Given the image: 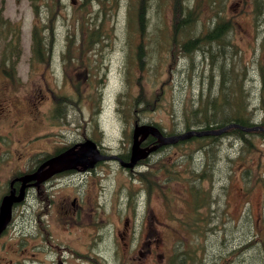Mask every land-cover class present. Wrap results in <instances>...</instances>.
<instances>
[{
    "label": "rangeland",
    "instance_id": "obj_1",
    "mask_svg": "<svg viewBox=\"0 0 264 264\" xmlns=\"http://www.w3.org/2000/svg\"><path fill=\"white\" fill-rule=\"evenodd\" d=\"M194 1L185 0V5L189 8L188 2L192 5ZM156 2L158 0H148L150 9ZM220 3V0H196V11L203 14L196 23L213 17ZM128 4H131L130 0H78L76 3L72 0H0V18L8 19L10 23L9 26L0 19V50L13 53L11 56L16 59L23 80H35L34 85L53 98L54 105L50 106L45 96L40 110H35L36 100H32L33 114L26 120L28 133L44 134L54 126L62 141L63 137L66 141L75 138L85 141L96 135L106 155L121 154L129 149L128 138L132 132V126L124 121L125 104L121 102L124 96L126 107L133 103L131 92L154 97V108L147 106L149 112L141 124L154 121L166 132L173 126L177 132H182L187 126L181 124L177 116L181 115L183 107L192 105L194 110L209 112V107L194 103L200 94L204 98L202 105H207L210 98L225 99L222 97L225 95L218 93L221 77L227 81L231 92L239 88L245 90V109L258 112L259 106H264L257 96L261 91L264 99V67L260 66V61L264 60V5L263 10H258L256 20L253 0H230L224 18L226 13L231 17L234 29L224 53L212 59L209 56H214L213 48L207 57L198 54L196 59H189L175 50V56L170 53L168 73L166 67H162L158 77L153 76L152 71L145 70L143 75L137 71L135 79L138 81L135 86H129L128 78L132 77L125 76L129 50L125 27ZM149 11H153L151 18L155 22L154 10ZM209 22L210 25L216 23ZM5 24L9 26L7 31ZM34 30L47 49L46 60L41 65H36L32 59L35 58ZM13 31L16 32L14 37L9 36L8 33ZM87 45L95 49L88 50ZM102 45L105 46L99 51ZM68 53L77 55L76 58L72 55L71 63L64 56ZM0 64H3L1 57ZM72 64L75 65L72 67ZM85 71L88 74L86 80L78 86L74 76ZM209 90L212 91L208 98ZM62 97L65 100L61 101ZM157 103L161 106L157 107ZM173 110L177 116L173 117ZM215 112L212 110L213 114ZM234 114L233 111L229 113ZM256 118L264 123V112L257 113ZM198 122L200 119H194L190 129H197ZM40 136L39 140H42ZM219 140L215 145L218 148L208 144L203 146V149L216 148L207 162L204 150L194 143L182 148H166L149 159L152 165L159 160L169 165L185 161L182 181L164 179L161 166L149 177L169 187V195H159L154 190L150 195L146 193L144 181L139 176L147 170L146 165L133 176L114 162L92 169L96 170L92 176L78 175L74 188L64 187L61 193L64 195L69 189L73 190L71 201L76 197L85 206V209L77 207L80 216L76 225L73 224L72 234L68 235L70 233L62 229L63 202L59 203L55 213L58 216L56 225L48 229V234L44 232L46 238L49 232L53 235L60 254L65 249L72 251L67 260L61 259V264H171L174 252L187 248V240L184 247L179 241V219L189 212L191 195H196L191 190L196 187L201 190L199 195L204 192L214 195L215 215L221 231L212 234L206 242L203 238L201 243L206 251L201 255L206 258L198 257V261L200 264L231 263L235 258L230 254L232 246L249 241L255 233H264V140L259 133L250 135L249 143L253 149H243L240 154L236 152L242 144H237L236 139L222 137ZM244 175L249 177L246 182ZM244 192L247 195H242ZM204 215L203 212L202 219ZM127 218L130 223L124 234ZM187 236L190 237L187 249L190 258L189 249L194 243L192 236ZM196 246L201 248V245ZM252 247L255 252L249 255L247 252L244 258L245 254L237 256L232 264H264V244L257 242ZM27 248L35 255L28 264H41L39 260L43 264H52L47 254L41 253L45 250L43 247L30 244ZM25 255L28 256L27 252Z\"/></svg>",
    "mask_w": 264,
    "mask_h": 264
},
{
    "label": "trees",
    "instance_id": "obj_2",
    "mask_svg": "<svg viewBox=\"0 0 264 264\" xmlns=\"http://www.w3.org/2000/svg\"><path fill=\"white\" fill-rule=\"evenodd\" d=\"M205 1L206 0H198V2ZM220 1L221 3L218 5L219 8L215 12V15L213 17L201 19L198 23H196V20L199 17L203 16V14H201L199 11H196V8L194 6L196 0L192 5H190L188 2L189 8L185 5V0H174V3L173 0H158V3L156 2V4L152 8L155 12V22H153L151 18V13L153 11H149L152 9H150V7L148 6V0H146L147 3L145 2V0H130L131 4H128L126 11L127 21L125 25L126 33L128 35V39H126V41L129 45L125 76H127V78L129 76L132 78H128L127 84L129 86H135V81H138L136 80L137 71L142 72V75L144 74L145 70L152 71L153 76L158 77L162 74V67H166V73H168L167 64L170 62V53L172 52L173 56H175V50L179 51L180 56L187 57L189 59H196V56L198 54H200L202 58L207 57L206 54L210 53L213 48L215 49V54L214 56H209L212 59L215 56L224 53L225 48L227 47V40L228 38H230L232 30L234 29V22L227 13L224 18V14L229 8L228 2L230 0ZM262 1L263 0H253L256 20L258 19V10H263L264 2L262 3ZM209 21L216 23L210 25ZM36 30H38V28H36ZM35 34L36 32L34 30L33 51L35 58L32 57V59L36 63V65H41L40 63H43L46 60L45 50L47 49H44L41 40H39L37 36H35ZM104 46L105 45H102L98 48V50L101 51ZM88 47L89 46L87 45L86 49ZM90 49L95 48L89 47L88 50ZM196 51L200 52L196 53ZM12 54V52L9 53L5 49L0 50V57L2 58L3 64L9 63L12 65V68L6 70L4 74L12 79L15 77V79H13V82L15 83L19 84L20 81L24 83V80L20 76L19 70L17 69V61L16 59H14V57L11 56ZM72 55L74 56V58L77 57V55H74L73 53L64 55L66 59H68V63L72 62ZM144 56L147 59L143 60ZM155 58H157V62L153 63ZM207 62L209 63V61ZM152 63V66H147ZM74 65L75 64H72V67ZM97 68L98 72L100 73V65ZM16 70H18V73ZM87 75L88 74L86 73V71L83 73L75 74L74 82L76 81L77 83H79V86L84 80H86ZM69 77H71V75H69ZM163 83L164 81L161 82V84ZM48 87L50 88V86ZM163 89L164 88L162 87V90ZM231 91L232 89L228 87L227 81L221 77L218 93L219 96L225 95L222 96L225 98L224 100L220 101L218 99L213 102L212 98L208 99L213 103L212 109L209 110V112L194 110L195 108L191 105L189 108L183 107L182 113L179 117L177 116V113H174L175 110H173V117L177 116V118L180 119L181 124L187 126V129H190L194 119H200V122H198L197 125L198 127H202V129L204 130L222 129L231 124H237L241 127H251V125L249 124L248 110L244 108V103L247 104V101L244 98L245 90L239 88L233 90V92ZM227 92L229 93L226 95ZM210 93L211 92L208 93V98ZM131 97L133 99L132 105L126 107L125 96L121 100V102L125 104V108L122 110L124 113V121L133 127L135 124H141L142 118L146 117V113L149 112L147 106L150 105L152 109L154 108V97L151 98L149 96H146L145 93L136 95L133 92H131ZM199 98L197 99L196 103L203 102L201 94ZM60 100L63 101L65 100V98L62 97ZM199 105L202 106V104ZM160 106L161 103H157V107ZM212 110H215L217 112L213 114ZM232 111L235 112V114L229 115V113ZM149 124L157 126L161 131L164 130V127L157 122L151 121L149 122ZM176 133L177 130L173 126V128L169 130V132H166V134H164L173 135ZM251 134L254 133L244 131L240 127H237L228 130L225 135L233 136L238 140L239 143L242 144L241 149L236 152V154H240L243 149H253L250 147L251 145L249 143V136ZM90 138L97 144H99L96 135H93ZM218 139L219 137L215 136H211L208 138H194L192 140H189L188 142H184L181 144L190 143L189 146H191V144L194 143L199 146L201 150H204L207 162L212 159L211 154L213 150L218 148L215 146L218 143ZM128 142L131 144L132 134L129 136ZM207 144L215 146L216 148L211 149V147H207L203 149V146H207ZM154 145H156V143L144 144V146L147 147H152ZM128 150L129 149H127L126 152L121 153L120 157L122 159L125 160L129 157V153H127ZM190 150H193V148H191ZM183 165L184 164L182 163L177 165L174 162L172 165H169L167 163H164L163 160H159L155 165L151 164L150 166H146L147 170L143 173H140L139 176L141 178V181H144V185L147 191L151 189L154 191H159L162 195H169V187H167L162 182L154 181V177L151 179H149V177L151 174L156 173L155 171L158 170L161 166V175H163L164 179H169L170 181H182ZM191 192L195 193L196 195H191L192 201L190 200L189 202L190 210L186 215L180 217L179 224L181 227L178 229L181 234L179 241L182 242L184 247V244L187 240V248H184L183 250H176L170 258L171 264H200L198 261V257L199 259L206 258L202 257L201 255L202 251H206V249L202 247L201 243L203 241V238L204 242H206L212 236V234L214 235L216 232H221L220 227L218 228L219 224L215 215L217 209L215 208L216 200L214 198V195H209V193L207 192H204V195H199L201 190L197 187L194 189V191L191 190ZM131 205L134 206L132 202ZM203 212L205 214V217L202 219L201 216ZM222 212L223 214H225L226 211L223 209ZM262 219L264 222V216L262 217ZM211 225L216 227H210ZM187 235L192 236V242L194 243L193 247L189 249L190 254H192L190 258L188 256L187 250L190 247L188 243L190 237H188ZM257 242L264 244V233H262L261 235H256L255 233L252 238L249 239V241L243 242L237 246H232L230 254L235 255V258L241 254H245L243 256L244 258L246 257L247 252L248 255L250 253L252 254V252H255V248L252 246H255ZM196 244L201 245V248H198ZM232 262H226L225 264H232ZM216 264H223V262L220 261Z\"/></svg>",
    "mask_w": 264,
    "mask_h": 264
},
{
    "label": "flooded vegetation",
    "instance_id": "obj_3",
    "mask_svg": "<svg viewBox=\"0 0 264 264\" xmlns=\"http://www.w3.org/2000/svg\"><path fill=\"white\" fill-rule=\"evenodd\" d=\"M72 1L76 3L78 0ZM0 19L5 20L2 22H6L10 26L8 19ZM7 24H5L6 31L9 27ZM15 34V31L8 33L11 37H14ZM262 58H264V55H262ZM260 66L264 67V60L260 61ZM10 68H12V65L9 63L0 64V216L5 198L14 194L16 200L12 206L11 218L0 233V264H28V261L35 256L28 251L27 246L30 244L35 247H43L45 250L41 253L45 252L47 257L52 260V264H61V259L67 260V255L72 254V251L65 249L60 254L56 250L58 246L54 244L53 235L49 232V237L46 238L44 232L48 234V229L56 225L58 216H55V213L59 203H64L62 207V218L64 220L62 229L70 233L68 235L72 234L73 231H70L73 224L76 225V220L80 216L77 215V207L80 206L85 209L82 201H77L76 197L71 201V195L75 193L73 190L69 189L66 194L61 195L64 192L63 188H74L78 175L92 176L96 172L92 169H98L106 162H94L90 156L79 166H73V162L66 165L64 164L66 161H71V157L68 158L67 155L69 153L75 154L77 158L81 159L86 156V153L80 154L86 144L81 145L80 142L82 141H76V138L66 141L63 137L62 141L61 135L55 132L54 126L48 128L44 134L38 132L28 133L26 131V120L33 114L32 100H36L35 110H40L45 96L49 100L50 106L54 105L52 103L53 98L44 95V89L35 86V80L33 79H24V83L20 81L19 84L13 82L15 77L12 79L4 74ZM16 71L18 73V70ZM263 77L259 76L261 79ZM211 91L209 90V92ZM257 96L259 102L264 105L263 93L260 91ZM204 106L209 107L211 110L213 103L209 101ZM260 112H264V106H259L258 112L249 111V124L251 127H264V123L256 118L257 113ZM186 134H188V129L177 132L173 136H184ZM39 135H41L42 140H39ZM262 135L264 136V132H262ZM51 136L53 138H50ZM157 142V137L148 136L142 146L146 147L144 144H157ZM178 142L184 143L185 141L179 140ZM100 150L103 154H106L102 147H100ZM159 151L161 150L158 149L157 152ZM129 158L130 153L125 160L129 161ZM96 162L97 164L93 168H84L85 165L90 163L94 165ZM114 162L118 163L117 161ZM100 163L102 165H98ZM51 170L60 172L51 173ZM242 195H247V193ZM126 222L124 234L128 232L130 220L127 219ZM120 236L123 238L122 235ZM24 243L26 244L25 247ZM26 252L28 256L25 255ZM39 262L43 264L40 260Z\"/></svg>",
    "mask_w": 264,
    "mask_h": 264
},
{
    "label": "water",
    "instance_id": "obj_4",
    "mask_svg": "<svg viewBox=\"0 0 264 264\" xmlns=\"http://www.w3.org/2000/svg\"><path fill=\"white\" fill-rule=\"evenodd\" d=\"M231 127H240L238 125H234ZM242 128L244 131H246V128L240 127ZM227 129V128H226ZM226 129L220 130V131H208V132H196V131H192L188 134L185 135V137H183L184 139L186 138H190L192 136H207V135H218L221 134L222 132H224ZM154 136V137H158L159 141H158V145H155L153 147H148V148H142L141 145L142 143L145 141V139L148 136ZM183 136V135H182ZM175 137H179V136H174L171 138H166L164 137L160 130H158L156 127L154 126H150V125H137L134 129L133 132V142H132V146H131V153H130V162L126 163L124 162L122 159H119L117 157H112L111 159L115 158V159H119L120 165L124 168H134L138 162H141L143 160H145L146 158H148L150 156L151 153L155 152L156 150H158V148L168 145V144H174L176 142H178L179 140H177ZM84 146H86L87 148H91L95 150V153L93 154V161H103V160H109L110 158L101 156L97 146L94 142L88 140L87 142H85ZM78 154V153H77ZM61 160V159H59ZM58 160V163H59ZM65 160V159H64ZM63 160V161H64ZM96 162V163H97ZM96 163L94 165H91L92 163L85 165V169H91L93 168ZM79 166V164L77 162H74L73 166ZM74 168V167H72ZM69 169V168H66ZM64 170V169H63ZM58 170H55L54 172H57ZM62 171V170H61ZM60 172V171H58ZM16 199L14 198V194L8 196L5 198L4 203H3V207L1 210V216H0V233L2 232V230L4 229L5 225L7 224V222L10 220L11 218V213H12V206L13 203Z\"/></svg>",
    "mask_w": 264,
    "mask_h": 264
},
{
    "label": "bare ground",
    "instance_id": "obj_5",
    "mask_svg": "<svg viewBox=\"0 0 264 264\" xmlns=\"http://www.w3.org/2000/svg\"><path fill=\"white\" fill-rule=\"evenodd\" d=\"M209 136V135H208ZM183 137H185V135L184 136H179V137H175L177 140H186V139H184ZM158 138V137H157ZM158 141H159V138H158ZM72 152V151H71ZM86 153V156L83 158V159H81V158H77L76 156H75V154L74 155H72L71 153H69V154H67L68 155V158L69 157H71V161H66L64 164H66V165H68L69 163H71L72 164V162L74 163V162H77L79 165L80 164H83V162H85L86 160H87V158L88 157H92L93 158V154L95 153V150L94 149H91V148H87L86 147V150H85V146L82 148V150L80 151V154H85ZM74 157V158H73ZM73 158V159H72ZM51 173H54V171H52L51 170ZM40 176V175H39Z\"/></svg>",
    "mask_w": 264,
    "mask_h": 264
}]
</instances>
